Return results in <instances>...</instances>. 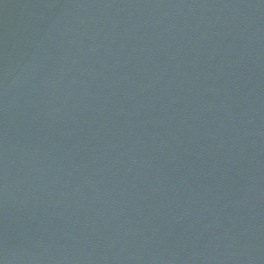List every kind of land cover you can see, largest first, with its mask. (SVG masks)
Masks as SVG:
<instances>
[{"label": "water", "instance_id": "obj_1", "mask_svg": "<svg viewBox=\"0 0 264 264\" xmlns=\"http://www.w3.org/2000/svg\"><path fill=\"white\" fill-rule=\"evenodd\" d=\"M0 264H264V0H0Z\"/></svg>", "mask_w": 264, "mask_h": 264}]
</instances>
